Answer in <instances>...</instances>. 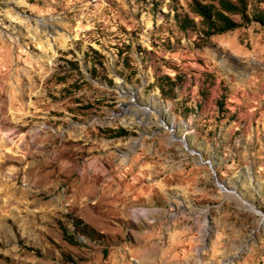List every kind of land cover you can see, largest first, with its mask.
<instances>
[{"label":"rangeland","instance_id":"374dc122","mask_svg":"<svg viewBox=\"0 0 264 264\" xmlns=\"http://www.w3.org/2000/svg\"><path fill=\"white\" fill-rule=\"evenodd\" d=\"M190 1L0 0V264H264V25Z\"/></svg>","mask_w":264,"mask_h":264},{"label":"trees","instance_id":"16d2710c","mask_svg":"<svg viewBox=\"0 0 264 264\" xmlns=\"http://www.w3.org/2000/svg\"><path fill=\"white\" fill-rule=\"evenodd\" d=\"M189 8L200 18L199 23L202 24V31L206 35L224 33L252 21L264 25L263 10L252 7L251 0H191ZM175 20L182 30H192L196 26L195 20L187 14L176 13ZM165 79L173 87L174 81L169 77H165ZM171 86L169 87L171 88ZM159 87L161 90L164 89L161 84ZM126 133L127 131L120 128L116 131L115 136H122ZM62 232L66 240L75 243L77 234L95 238L93 232L86 225H81L79 220L74 221L72 232L64 226Z\"/></svg>","mask_w":264,"mask_h":264},{"label":"bare ground","instance_id":"6f19581e","mask_svg":"<svg viewBox=\"0 0 264 264\" xmlns=\"http://www.w3.org/2000/svg\"><path fill=\"white\" fill-rule=\"evenodd\" d=\"M145 211H143L142 213H144ZM138 212H136V214H137ZM139 214V213H138ZM142 215V214H141ZM138 216V215H137Z\"/></svg>","mask_w":264,"mask_h":264}]
</instances>
